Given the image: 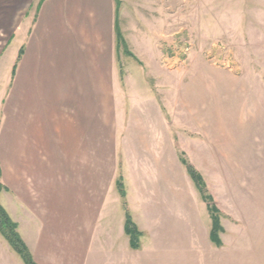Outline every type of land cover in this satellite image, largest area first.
<instances>
[{
  "label": "crops",
  "instance_id": "1",
  "mask_svg": "<svg viewBox=\"0 0 264 264\" xmlns=\"http://www.w3.org/2000/svg\"><path fill=\"white\" fill-rule=\"evenodd\" d=\"M0 14V203L37 264H264V91L206 61L168 67L178 0H0ZM0 264H25L1 232Z\"/></svg>",
  "mask_w": 264,
  "mask_h": 264
},
{
  "label": "rangeland",
  "instance_id": "2",
  "mask_svg": "<svg viewBox=\"0 0 264 264\" xmlns=\"http://www.w3.org/2000/svg\"><path fill=\"white\" fill-rule=\"evenodd\" d=\"M5 15L0 14V50L8 39ZM162 17L167 21L163 31L173 33L176 29L177 32L170 37L171 42L163 38L165 60L170 69L183 71L195 60L206 61L216 68L247 76L253 90L264 91V0H178L176 21L166 14ZM225 133L226 140L233 142L228 137L233 132ZM257 141L261 143L260 139ZM205 165L214 176L218 163ZM220 165L227 173L242 169L234 161ZM217 181L209 179L215 186ZM257 186H264V180Z\"/></svg>",
  "mask_w": 264,
  "mask_h": 264
},
{
  "label": "trees",
  "instance_id": "3",
  "mask_svg": "<svg viewBox=\"0 0 264 264\" xmlns=\"http://www.w3.org/2000/svg\"><path fill=\"white\" fill-rule=\"evenodd\" d=\"M117 41L119 49H123L125 53L131 54L128 50L127 42L124 39V36L119 28H117ZM22 55V53H21ZM20 55V57H21ZM181 162L186 167V170L194 181L196 187L198 188L199 192L201 193L204 201L208 204V207L211 211L213 217V231H212V240L220 244L219 241V233L221 232V225H220V212L214 204L213 198L209 195L207 186L202 175L184 158L181 159ZM117 187L119 192L124 200V205L127 210V202H126V193L124 184L121 178H119L117 182ZM5 188L0 184V193ZM126 232L131 239V246L133 249H138L140 246V237L141 233L137 229L136 225L134 224L130 213L127 210V217H126ZM0 232L2 236L6 239V241L10 244L15 252H17L20 257L23 259L25 264H37L32 254L29 251V248L22 240L20 234L18 233V225L11 219L8 212L0 203Z\"/></svg>",
  "mask_w": 264,
  "mask_h": 264
}]
</instances>
